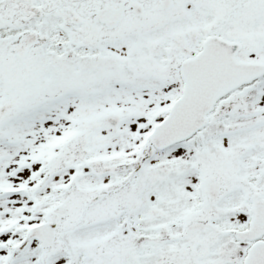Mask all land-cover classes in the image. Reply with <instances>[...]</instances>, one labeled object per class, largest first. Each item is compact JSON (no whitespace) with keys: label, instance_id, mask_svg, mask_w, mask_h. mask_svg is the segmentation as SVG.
Listing matches in <instances>:
<instances>
[{"label":"snow or ice","instance_id":"6c2138e0","mask_svg":"<svg viewBox=\"0 0 264 264\" xmlns=\"http://www.w3.org/2000/svg\"><path fill=\"white\" fill-rule=\"evenodd\" d=\"M0 264H264V0H0Z\"/></svg>","mask_w":264,"mask_h":264}]
</instances>
